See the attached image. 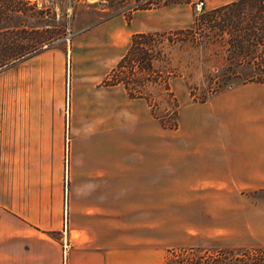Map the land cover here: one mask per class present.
Masks as SVG:
<instances>
[{"label": "rangeland", "instance_id": "obj_1", "mask_svg": "<svg viewBox=\"0 0 264 264\" xmlns=\"http://www.w3.org/2000/svg\"><path fill=\"white\" fill-rule=\"evenodd\" d=\"M164 1H0V12L9 10L13 28L25 26L32 31L9 36L12 44L7 46L8 37L1 34L0 58L18 57L22 54L20 45L27 49L38 43L30 53L0 69V208L8 205L13 195L22 208L26 202L36 204L44 195L50 205L58 200L64 215L73 120H105V152L121 151L122 137L127 151H180L183 140L191 135L188 128L198 134V115L206 114L200 104L210 97L203 103L195 102L204 90L200 67L209 58L208 66L220 61V56H211L210 48H163L165 55L153 62L154 71L173 68L177 75L167 79L175 106L168 108V97L157 85L147 86L154 113L163 116L164 124L175 122L174 130L161 129L143 100H128L120 86H108L111 70L129 45L130 15L142 11L133 6L151 10ZM188 1L184 5L190 9L191 20L208 11L195 13V0ZM240 86L235 80L225 90ZM220 131L217 125L212 133L220 135ZM248 194L251 197L241 202L237 214L225 208L220 209L222 215L215 216L211 205L204 207L197 193H190L188 207L184 204L182 208L181 202L175 201L174 210L158 209V236L172 245L171 249H260L264 253V192ZM164 256L159 264H164Z\"/></svg>", "mask_w": 264, "mask_h": 264}, {"label": "crops", "instance_id": "obj_2", "mask_svg": "<svg viewBox=\"0 0 264 264\" xmlns=\"http://www.w3.org/2000/svg\"><path fill=\"white\" fill-rule=\"evenodd\" d=\"M235 1L202 0L203 10ZM191 22L182 4L133 12L127 28L131 36ZM249 85L200 104L198 134L188 128L180 151H127L122 137L121 151L105 152V120L71 121L64 215L58 200L41 195L22 208L13 195L0 208V264H159L173 247L158 236L159 208L188 207L197 193L215 216L237 214L248 193L264 192V87Z\"/></svg>", "mask_w": 264, "mask_h": 264}, {"label": "trees", "instance_id": "obj_3", "mask_svg": "<svg viewBox=\"0 0 264 264\" xmlns=\"http://www.w3.org/2000/svg\"><path fill=\"white\" fill-rule=\"evenodd\" d=\"M188 2L165 0L161 5L154 6V9ZM133 8L150 9L139 8L137 4ZM10 20L9 10L5 14L0 12V37L1 34L8 37L4 46L12 44L9 36L17 32H32L25 26L13 28ZM37 45L38 43H31L27 49L20 45L22 54L14 58H0V69L12 65L16 59L30 53ZM177 45L199 50L210 48L211 56H220L217 64L215 61L209 66L206 65L210 63L209 58L200 67V71L204 72V90L201 99L195 102L203 103L209 96L230 88L235 80L240 81L241 85L264 84V0H238L204 11L194 17L191 25L184 29L130 36L124 55L108 76V86H120L128 99L143 100L160 128L169 131L176 128V123L164 124L163 116L154 113L155 106L148 99L151 94L147 86L157 85V90L168 97L165 103L168 108L170 104L175 106V98L167 87V79L177 76L175 69L172 68L169 72L154 71L152 65L160 59L161 54L165 55L163 48L170 50ZM189 96L194 97L191 88ZM164 264H264V253L260 249L176 248L166 251Z\"/></svg>", "mask_w": 264, "mask_h": 264}, {"label": "built area", "instance_id": "obj_4", "mask_svg": "<svg viewBox=\"0 0 264 264\" xmlns=\"http://www.w3.org/2000/svg\"><path fill=\"white\" fill-rule=\"evenodd\" d=\"M192 7H193V11L195 13H201L202 10H203V2L202 0H196L193 4H192Z\"/></svg>", "mask_w": 264, "mask_h": 264}]
</instances>
